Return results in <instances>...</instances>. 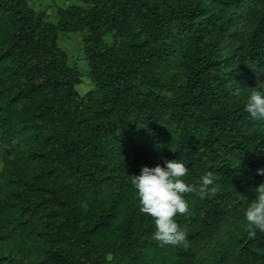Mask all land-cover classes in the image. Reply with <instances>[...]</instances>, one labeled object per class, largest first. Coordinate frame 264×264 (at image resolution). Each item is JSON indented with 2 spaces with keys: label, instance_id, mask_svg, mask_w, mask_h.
I'll return each mask as SVG.
<instances>
[{
  "label": "trees",
  "instance_id": "trees-1",
  "mask_svg": "<svg viewBox=\"0 0 264 264\" xmlns=\"http://www.w3.org/2000/svg\"><path fill=\"white\" fill-rule=\"evenodd\" d=\"M78 1L54 24L0 0V264H264L244 216L264 183V121L244 107L264 82V0ZM76 32L85 96L58 42ZM163 159L197 191L214 177L184 194L180 245L131 184Z\"/></svg>",
  "mask_w": 264,
  "mask_h": 264
},
{
  "label": "clouds",
  "instance_id": "clouds-1",
  "mask_svg": "<svg viewBox=\"0 0 264 264\" xmlns=\"http://www.w3.org/2000/svg\"><path fill=\"white\" fill-rule=\"evenodd\" d=\"M244 107L252 119L264 121V82L252 87ZM187 174L188 167L184 160L163 159L162 165L160 163L152 167L145 165L138 175H130L131 184L138 196L139 211L154 218L155 237L165 244L185 243V232L173 219L177 214L188 211V202L184 194L195 191L204 199L208 195L209 186L214 183L213 175L206 174L201 177L197 191L184 181L183 178ZM257 174L264 176V168L257 169ZM255 190L259 195L244 211L250 235H255L256 229L264 231V183ZM107 259L111 260V256Z\"/></svg>",
  "mask_w": 264,
  "mask_h": 264
},
{
  "label": "rangeland",
  "instance_id": "rangeland-1",
  "mask_svg": "<svg viewBox=\"0 0 264 264\" xmlns=\"http://www.w3.org/2000/svg\"><path fill=\"white\" fill-rule=\"evenodd\" d=\"M29 4L37 13H45L47 20L54 24L59 22V8H68L71 5L88 7V5L78 0H29ZM85 35V32L59 33L58 40L60 46L69 56V65L81 74L82 84L78 86V91L82 96L94 89L89 64L85 55Z\"/></svg>",
  "mask_w": 264,
  "mask_h": 264
}]
</instances>
